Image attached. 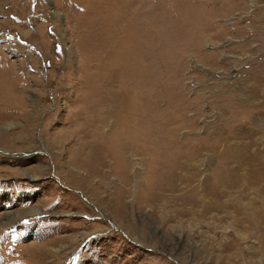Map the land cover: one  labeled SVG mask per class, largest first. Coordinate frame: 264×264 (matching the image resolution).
<instances>
[{
    "label": "rangeland",
    "instance_id": "1",
    "mask_svg": "<svg viewBox=\"0 0 264 264\" xmlns=\"http://www.w3.org/2000/svg\"><path fill=\"white\" fill-rule=\"evenodd\" d=\"M252 154L264 0H0V264H264Z\"/></svg>",
    "mask_w": 264,
    "mask_h": 264
},
{
    "label": "bare ground",
    "instance_id": "2",
    "mask_svg": "<svg viewBox=\"0 0 264 264\" xmlns=\"http://www.w3.org/2000/svg\"><path fill=\"white\" fill-rule=\"evenodd\" d=\"M128 1V0H127ZM105 88V87H104ZM128 96H130L129 94H127ZM122 96V95H121ZM110 97V102L112 103L110 105V108L112 109L111 110V115L113 116V120H114V130H116L117 132H120L122 134L124 128H126V124L124 123H127L128 122V117L126 116V110H125V105H124V100L123 99H117V96L114 97L113 94L110 93L109 95ZM93 107H96V108H99L98 110L100 111L99 113V119H98V125L99 127L98 128H101L102 125L104 124L105 122V119L108 115V112L106 111V109L109 107V105H105L103 104V102H98V101H94L93 104H92ZM243 110V109H242ZM130 115V113H129ZM135 119V118H134ZM132 122H134V127L136 126L135 124H137V120H133ZM151 129V128H150ZM149 131V130H147ZM153 131V130H151ZM158 131V130H157ZM155 132V131H154ZM139 133V132H138ZM154 134V133H153ZM135 136V135H134ZM156 136V134H155ZM125 139H126V136H124ZM143 138V137H142ZM151 139V138H150ZM130 140V139H129ZM146 140V139H145ZM137 141V140H136ZM140 141L142 142V139H140ZM152 141V140H151ZM123 142V141H122ZM130 142V141H129ZM144 142V141H143ZM149 142V141H148ZM154 143V142H153ZM137 144V143H136ZM147 143H145V146H146ZM102 145V144H101ZM129 146V145H128ZM143 146V145H141ZM148 146V145H147ZM177 146V145H176ZM96 151L98 153V160L101 162L100 164H103V162L106 164H111L110 163V159L111 157L108 156V152L106 150V147L103 146L101 147L100 144H96ZM174 147V146H173ZM151 148V147H150ZM172 149V148H170ZM148 150H150L148 148ZM152 151V149H151ZM127 152L129 153H136V154H139V155H143V150L138 146V147H133V145H131V147H127ZM135 154V155H136ZM253 157L250 158L249 157V160H244L240 157H237L238 161L240 162V164H245V165H249V169L252 168L251 171V181L252 183H247V184H252V185H255L256 186H260V191H264V164H262V162L260 164H255V160H254V156L257 155V154H252ZM243 157H246V153H243ZM229 158V157H228ZM231 160H233V157H230ZM186 166V162L181 158L180 155H177L174 156L173 158V165L172 167L176 170V167H177V170L178 172L176 173V171H174L173 173H170L171 175V178L173 179L172 181V184L175 183V185L173 186L174 188L178 187V186H183L184 188V191L182 192L183 195H186V182L185 179H186V176L185 174H183V169L184 167ZM110 167V166H109ZM112 168V167H110ZM227 169V168H226ZM98 167L94 168L93 169V172H92V176H97L98 174ZM112 173V172H111ZM113 174V173H112ZM233 174H230L229 177L231 178ZM170 177V176H169ZM98 178V177H97ZM169 178V181L170 179ZM90 180V179H89ZM92 180V179H91ZM90 180V181H91ZM167 180V179H166ZM234 181V182H233ZM232 182L228 183V184H225V187H236L235 186V180H233ZM169 183V182H168ZM171 183V182H170ZM102 184V183H101ZM119 184V183H118ZM243 184V183H242ZM94 185V181H92L91 185L89 186H93ZM218 184H215L214 186H217ZM227 185V186H226ZM88 186V185H87ZM210 187V186H209ZM119 188V187H118ZM170 189H172L170 186H169ZM168 186L167 185H164L162 186L161 188V191L159 193V198H162L163 201L166 200L167 198L170 199L169 197H177L178 195H182V194H175L173 192V190H169ZM220 188V186L218 185V189ZM124 189V188H123ZM182 189V188H181ZM117 190V189H116ZM179 191V190H178ZM93 194H96V191L93 190L92 192ZM119 193V192H118ZM125 193V192H124ZM220 193V192H219ZM129 194V193H128ZM124 196V195H123ZM222 196V195H221ZM150 197L152 199H149V201H151V203L153 204L154 202H157L155 201V199L150 195ZM176 199V198H175ZM119 201V200H118ZM116 203V202H115ZM108 205H110L108 203ZM36 214H40L38 213L37 211H32L31 212V215H36ZM115 216V215H114ZM18 217L14 216V217H11L9 219H7V223H13V221H15ZM263 218H264V215H263ZM22 219V218H21ZM258 219H260L258 217ZM258 224V223H257ZM263 228H264V223H263Z\"/></svg>",
    "mask_w": 264,
    "mask_h": 264
}]
</instances>
